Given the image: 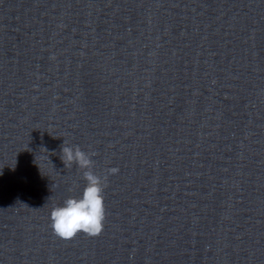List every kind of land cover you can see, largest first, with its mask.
<instances>
[{"label":"water","instance_id":"95a60500","mask_svg":"<svg viewBox=\"0 0 264 264\" xmlns=\"http://www.w3.org/2000/svg\"><path fill=\"white\" fill-rule=\"evenodd\" d=\"M64 140L107 175L97 237L52 231L50 211L80 197ZM51 161V162H50ZM54 166V167H53ZM109 88L97 0H0V264H114Z\"/></svg>","mask_w":264,"mask_h":264},{"label":"clouds","instance_id":"9594fccd","mask_svg":"<svg viewBox=\"0 0 264 264\" xmlns=\"http://www.w3.org/2000/svg\"><path fill=\"white\" fill-rule=\"evenodd\" d=\"M93 155L95 154L82 150L79 145H69L65 140L61 146L60 159L65 167L70 168L75 164L83 170L86 185L80 197H68L62 205L51 209L50 226L58 238L71 240L80 233L97 237L104 230L106 219L104 191L107 186V175L101 177L92 170ZM118 171V168H110L107 174L113 175Z\"/></svg>","mask_w":264,"mask_h":264}]
</instances>
